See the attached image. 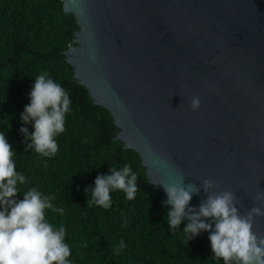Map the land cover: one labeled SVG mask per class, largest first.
Returning a JSON list of instances; mask_svg holds the SVG:
<instances>
[{"label":"water","instance_id":"1","mask_svg":"<svg viewBox=\"0 0 264 264\" xmlns=\"http://www.w3.org/2000/svg\"><path fill=\"white\" fill-rule=\"evenodd\" d=\"M60 1L75 21L63 52L73 78L109 111L114 139L138 154L161 205L170 207L160 184L182 181L200 189L189 205L198 208L211 179L210 191L235 193L242 215L259 206L264 0ZM252 230L264 236V216Z\"/></svg>","mask_w":264,"mask_h":264},{"label":"trees","instance_id":"2","mask_svg":"<svg viewBox=\"0 0 264 264\" xmlns=\"http://www.w3.org/2000/svg\"><path fill=\"white\" fill-rule=\"evenodd\" d=\"M75 21L65 16L60 0H0V131L16 152V170L26 178L20 193L35 187L52 195V204L63 212L46 210V219L66 231L71 264H223L213 257L210 242L187 241L188 223L169 229L159 193L148 184L139 156L125 150L114 138L118 129L102 106L94 107L84 86L73 78L63 52L73 38ZM47 73L70 95L65 132L57 137L59 151L44 157L26 149L20 127L32 124L20 119L35 78ZM130 164L137 173L138 193L133 200L113 191L108 209L88 201L98 174L110 167ZM88 191L85 192V189ZM126 247L117 253L120 242Z\"/></svg>","mask_w":264,"mask_h":264},{"label":"clouds","instance_id":"3","mask_svg":"<svg viewBox=\"0 0 264 264\" xmlns=\"http://www.w3.org/2000/svg\"><path fill=\"white\" fill-rule=\"evenodd\" d=\"M69 92L47 73L39 74L29 92V103L24 105L20 119L25 125L32 124V131L20 127L26 149L44 157H53L59 151L57 137L65 132L66 114L71 111ZM190 108L198 110L199 97H192ZM15 151L6 134L0 131V264H71V248L65 242L66 231L55 228L46 219V210L63 212L52 204V195H43L35 187L20 193L19 184L26 178L16 170ZM110 174H98L91 188L93 204L108 209L112 204L111 193L120 190L126 199L133 200L139 189L138 175L130 164L121 169L110 167ZM170 205L166 211L170 230L180 227L183 220L188 223L182 229L187 241L201 231H208L213 257L222 259L223 264H264V236H258L253 229L255 217L264 216V191H258L253 199L259 206L251 207L241 214L237 196L231 190L210 191L218 187L215 181L204 179L200 187L206 199L198 208L190 207L192 195L200 189L193 184H160ZM88 188L85 189V192ZM208 222H205V221ZM126 245L120 242L117 253Z\"/></svg>","mask_w":264,"mask_h":264}]
</instances>
